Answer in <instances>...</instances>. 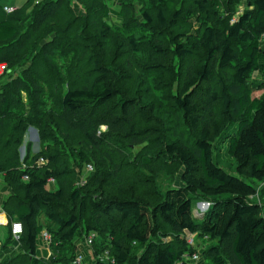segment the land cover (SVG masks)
<instances>
[{
	"label": "trees",
	"instance_id": "trees-1",
	"mask_svg": "<svg viewBox=\"0 0 264 264\" xmlns=\"http://www.w3.org/2000/svg\"><path fill=\"white\" fill-rule=\"evenodd\" d=\"M74 1L87 10L84 15H77L71 0L36 5L34 0L29 13L25 6L11 14L0 7V62L7 65L0 79L24 67L0 90V175L11 191L3 205L9 225L0 250L16 242L11 222L23 227L18 251L0 256V264H74V242L82 231L95 232L100 239L93 240L92 257L109 259L93 264H176L198 252L186 242L188 234L205 238L199 261L203 258L206 264H264L263 207L249 200L256 195L255 183L264 182V80L252 87L247 82L262 70L264 0H246L248 7L232 24L224 17L240 0H190L193 7L182 10L176 8L180 0H156L158 29L175 28L193 12L200 23L195 36L178 31L172 36L178 60L196 49L202 63L185 78L165 111L153 101L141 105L135 98L119 99L111 63L107 66V59L89 50L93 37L88 33L93 30L110 43L115 32L124 35L109 24L110 16L121 17L122 26L137 22L133 11L126 10L131 3L120 0L115 10L108 0ZM141 16L143 27L150 26L147 12ZM161 35L152 33L150 40L158 55L163 52V41L157 38ZM126 38L135 54L141 52L133 34ZM150 60H139L146 74L152 72L150 64L144 65ZM39 78L53 85L48 94ZM203 84L209 86L208 95L199 102ZM255 91L258 97H253ZM219 101L218 122L212 114ZM145 112L148 118H143ZM148 124L155 128H146ZM31 127L38 132V151L26 153L20 162L18 150ZM64 131H79L82 139L72 145ZM222 137L235 174L214 160L213 147ZM137 147L140 152L134 155ZM40 159L44 164L39 166ZM172 160L183 168L181 185L151 194L137 191L152 183L139 178L155 182L170 174ZM87 165L93 170L83 176L81 167ZM80 179L85 180L82 186ZM194 201L211 204L199 220L192 214ZM40 215L47 224H40ZM117 217L129 223L122 235L116 226H105ZM43 231L50 235L47 259L36 256ZM132 245L142 247L140 255L132 253Z\"/></svg>",
	"mask_w": 264,
	"mask_h": 264
},
{
	"label": "rangeland",
	"instance_id": "rangeland-1",
	"mask_svg": "<svg viewBox=\"0 0 264 264\" xmlns=\"http://www.w3.org/2000/svg\"><path fill=\"white\" fill-rule=\"evenodd\" d=\"M34 0H0V7H16L26 8V13H29L30 8L32 7V3ZM72 4L75 7V12L77 15H84L85 10L82 6H79L74 0H71ZM123 1V0H122ZM108 6L118 10L119 8L116 7L117 3H120V0H108ZM128 2L131 3L130 6L126 7V10L129 8L133 11L134 18L137 22H126L127 25H123V19L121 17H109L107 20L110 25L118 26L119 30H124V35H118V33H114L115 39L110 43L108 41H105L106 39L101 38L97 30H93V32H89L88 34L93 37V43H90L89 50L93 51V54H101L106 62L108 63L107 66L111 63L110 68L111 70H114V78L116 80V86L122 93L119 99L125 97V98H135L140 102L141 105L153 101L155 102L156 106H159L162 108V111L167 110L171 106V98L178 92L179 87L184 82L185 78L189 76H193L198 68L199 65L202 63V55L201 51L193 49V55L190 57L185 58L183 61L178 60L176 55L174 54V44L172 41V36L175 32H185L188 33V36L190 35H197V30L200 28V23L197 21L199 19V16L195 13L193 17L191 16H185L183 21H179L178 25L175 28H171L170 30L168 28L165 29H158V22L156 18V14L160 8L158 5V2L156 0H127L126 4ZM129 3V4H130ZM193 7L191 5L190 0H180L176 2V8L179 10H182V8L186 7ZM248 7V2L246 0H240L235 3L234 6L231 7L229 14H226L224 17V20L230 21V24L234 23L237 17L243 13L244 9ZM194 9V8H193ZM195 10V9H194ZM143 11H146L149 17L151 18L152 22L151 25L148 27L144 26V19L141 16V13ZM219 12H224V10H220ZM29 20L23 21V28H27L29 26ZM139 23V24H138ZM138 24V25H137ZM126 26V27H125ZM152 27V28H151ZM151 32V33H150ZM152 33H155L157 36L161 35L160 37H157L158 40L163 43L160 45L163 52H161L160 55L157 54V52H154L152 49L153 43L150 41ZM117 34V35H116ZM134 35V40L137 41L138 49L141 50L138 54H135V51H133L127 44V36ZM89 35H84L86 38L89 37ZM118 36V37H117ZM53 37L51 35L49 38ZM49 40L46 38L45 40L40 42V45L47 42ZM43 42V43H42ZM108 43V44H107ZM103 45V46H102ZM107 45H109L108 51L105 49L107 48ZM105 46V47H104ZM260 48L262 50V55L259 59V64L262 67V70L254 73L250 78H248L247 82L250 87L253 85H257L258 83L262 82L264 80V36L261 38ZM39 51V48H37ZM111 51V54H110ZM147 58L150 57V62L148 64H144L145 66L149 65V68L152 72H149L148 74L144 73L146 72L145 69L142 68L143 63H140L141 57ZM114 62V63H112ZM24 68V67H23ZM23 68H17L14 71L15 73L8 74L4 76L2 79H0V90L3 85H5L7 82H9L11 79L20 76L19 73ZM67 67L66 69H68ZM109 68V67H108ZM61 70L64 71L61 67ZM151 74V75H149ZM83 79H86L83 77ZM43 80H47L46 78ZM39 83L41 85H44L45 82L42 81V79H38ZM48 81V80H47ZM81 83V82H80ZM213 86H216L215 84H212ZM46 89V94H48V87L53 89V85L50 84L48 86H43ZM209 87V86H208ZM208 87L206 85H202V88L200 92H198V100L199 102H205L207 97V90ZM60 91L63 94L67 89V83H64L62 86H60ZM60 93V92H59ZM260 92L255 91L253 93V97H258ZM22 98L25 99V95H21ZM153 99V100H152ZM117 100L114 102L115 104ZM112 103V105H114ZM148 105V104H147ZM49 106V104H48ZM220 101L215 104L213 109V119L215 121H220L221 116L219 114L220 111ZM158 111H155V114H157ZM143 118H148L149 114L147 112L142 113ZM101 130H105L104 127H100ZM148 129L155 128L152 124H148ZM66 129V128H65ZM64 129V130H65ZM185 129V128H184ZM65 133H68L67 131H64ZM67 137L70 141V144L76 145L79 140L82 139L81 133L79 131H71L67 134ZM30 145L29 148H27V145ZM38 132L33 127L28 128L23 144L20 146L18 152L20 156V162H23L25 158L26 153L33 154L36 151H38ZM225 144L226 139L225 137H222L220 140H218L217 144L213 147L214 152V160L215 162L225 169L226 171L230 172L231 174H235L236 172V165L231 160L228 155L225 152ZM80 149V148H78ZM141 147H137L134 149L133 154L138 155L140 152ZM69 160L72 162V166L78 169L77 163H74V155L70 152H68ZM176 161L172 160V167L173 169L170 170V174L161 176L158 180L155 182L152 178H139L140 182L151 183L150 180H152L151 184L144 185L141 189H137L140 193H148L151 194L152 191L155 189H159V191H166L168 188L172 186H179L181 185V177L183 175V168L181 166H176ZM154 166H156V162L153 163ZM93 170V169H92ZM80 172H82L81 175L88 176L90 172H88L87 168L85 166L81 167ZM147 174V173H145ZM143 180V181H142ZM76 184V183H75ZM256 188V195L254 197H250L249 200L251 202H255L260 204L263 207L262 214L264 216V182L255 183ZM139 193V195H140ZM70 193H68V196ZM67 196V195H66ZM153 197V196H151ZM143 198V197H142ZM66 203V206H70L68 202ZM208 204L206 206L205 204ZM203 204V205H202ZM211 204L206 201H194L192 203V214L194 217H196L198 220V216H201V214H205L206 211L209 210ZM204 207V208H202ZM70 209V208H69ZM39 222L40 224H47L48 221L45 218V215L39 216ZM106 227H110L112 225L116 226L120 232L121 235L123 234L124 230L128 226L125 222H121L120 219L117 217L112 222H107ZM93 235L94 239L100 242L99 237H97L95 232H89L87 235L85 232L82 231L80 238L76 239L75 249H78V253L76 254H82L81 264H93L96 259H99L100 257H92L90 249L85 239L87 236ZM103 236V235H102ZM100 236V237H102ZM195 236V235H194ZM6 239V233L5 231H0V242L3 243ZM196 239V246L198 249V253L201 254L203 248L206 247V243L204 242V239L201 238H195ZM19 240V239H18ZM18 240L16 242L11 243V247L13 250L10 252L4 253L2 256H12L14 255L18 249L19 244ZM104 242V240H102ZM107 242H104L106 245ZM95 244V243H94ZM132 253L136 256L140 255L142 252V247L140 246H134L132 245ZM48 248H50L48 246ZM50 250V249H49ZM51 252V250H50ZM69 255V254H66ZM51 256V255H50ZM85 256L87 259H85ZM65 262H62L61 264H64ZM191 264H206L203 258H201L200 261L196 263Z\"/></svg>",
	"mask_w": 264,
	"mask_h": 264
},
{
	"label": "built area",
	"instance_id": "built-area-1",
	"mask_svg": "<svg viewBox=\"0 0 264 264\" xmlns=\"http://www.w3.org/2000/svg\"><path fill=\"white\" fill-rule=\"evenodd\" d=\"M41 2V0H35L34 4H39ZM4 12L6 14H11L13 12H15V8H11V7H5L4 9ZM7 71V65L4 63V62H0V78L5 74V72ZM44 164V161L42 159H40L37 163V165H42ZM88 172H91L92 171V166L90 165H87L86 166ZM26 179V177H25ZM50 183H53V180L50 179L49 180ZM85 184V180L84 179H80L78 181V185L79 186H82ZM203 205V204H202ZM206 206H204L205 208L208 206V204L206 203L205 204ZM202 207V208H204ZM23 232V227H22V224L20 222H11L10 224V233H11V236L13 238L14 241H17L19 239V237L21 236ZM40 238L43 242H45L46 245L49 244L50 242V235L43 231L40 235ZM196 237L192 234H188L187 237H186V242L190 245V246H196ZM93 240H94V236L93 235H89L86 237L85 239V242L86 244L90 247L93 243ZM200 259V256H199V253L198 252H195L194 254H192L191 256H184L182 258L181 261L177 262L176 264H185L188 262V264H191V263H196L198 262ZM99 260L101 261H108V257L107 256H103V257H100ZM111 262H113V260H111ZM74 264H81V256H76L75 260H74Z\"/></svg>",
	"mask_w": 264,
	"mask_h": 264
},
{
	"label": "crops",
	"instance_id": "crops-1",
	"mask_svg": "<svg viewBox=\"0 0 264 264\" xmlns=\"http://www.w3.org/2000/svg\"><path fill=\"white\" fill-rule=\"evenodd\" d=\"M5 7H3L4 9ZM11 8H15L17 9H21V8H16V7H11ZM28 19V17L25 19V21ZM11 191L10 189L5 185L4 181H3V177L0 175V231H5V233L7 232V227L9 225V220L5 214V212L3 211V205L5 203V201L7 200V198L9 197ZM3 243L0 242V247ZM36 245L38 247L37 251H36V256L39 258H44L47 259L50 255L51 252L48 248V245L45 244V242H43L41 240V238L39 237L37 239ZM11 250H13V248L10 246L8 250H0V256L3 257L2 255L4 253L10 252ZM78 249H76V253H78ZM77 256H81L82 259V254H77ZM85 259H87V257L85 256Z\"/></svg>",
	"mask_w": 264,
	"mask_h": 264
}]
</instances>
